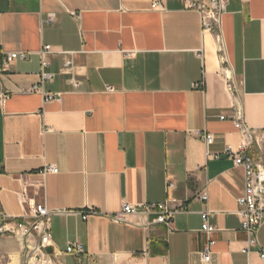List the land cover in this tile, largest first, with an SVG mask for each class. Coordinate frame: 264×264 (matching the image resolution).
I'll use <instances>...</instances> for the list:
<instances>
[{
	"label": "crops",
	"instance_id": "obj_1",
	"mask_svg": "<svg viewBox=\"0 0 264 264\" xmlns=\"http://www.w3.org/2000/svg\"><path fill=\"white\" fill-rule=\"evenodd\" d=\"M226 11L218 42L184 0H0V62L28 56L0 73V226L44 204L53 264H206L208 240L207 264H264V228L250 247L237 214L244 169L225 155L241 149L239 113L264 168V0ZM43 59L54 79L32 92ZM51 165L59 173L43 174ZM163 203L178 210L170 227L110 219ZM35 243L0 237V264H24ZM69 244L85 256H66Z\"/></svg>",
	"mask_w": 264,
	"mask_h": 264
},
{
	"label": "built area",
	"instance_id": "obj_2",
	"mask_svg": "<svg viewBox=\"0 0 264 264\" xmlns=\"http://www.w3.org/2000/svg\"><path fill=\"white\" fill-rule=\"evenodd\" d=\"M188 4L189 9L196 10L201 14V26L203 30L208 33H212L216 36V40L220 42V23L222 17L227 13L226 9L228 6V0H210L209 4L200 2L199 0H184ZM154 8L160 7V3L156 2L153 5ZM54 16H50L49 22H53ZM51 51V47L47 46L45 50L41 53L42 56ZM1 56V52H0ZM28 56L22 53L8 54L0 62V73L9 69L13 63L17 60H27ZM42 63V72L40 73V82L33 86L32 92H40L43 85L52 81L53 75L46 74L45 70L48 68L49 63L44 59ZM230 90L233 87L228 84ZM7 96L1 97L3 101ZM49 99H54V96H49ZM236 120V127L243 133V143L239 151H235L230 147L227 148L225 155H227L233 163L240 168L244 169L245 172V188L243 195L237 199V214L241 219L242 230L245 231L250 237V247L257 245V240L255 236L258 232L264 228V168L257 163L252 157L247 156V151L249 150L254 133L248 129L239 118ZM222 119H225L222 117ZM204 139L208 145L213 143V137L211 135L204 136ZM215 159H219L216 156ZM58 174L59 169L55 166H49L44 169L43 174ZM199 199L205 203L208 200V195L202 194ZM183 208V206H182ZM30 216L35 220L33 222H22L15 228H8V225L0 226V237L7 236H21L22 238H27L29 236L36 237V243L33 248H28L25 254V262L30 264V259L34 258L36 264H53L51 261V254L47 252L51 248L52 235L49 228L50 216L49 211L46 206L41 203L29 204ZM92 214H96L93 209L90 211ZM178 213L177 209H172L168 203H163L159 205H124L121 211L110 219L117 223H125L130 216L133 217H147L150 218L154 216L155 219L151 221V224L165 225L170 227L175 215ZM87 216L84 217L86 219ZM202 231L205 234L212 235L217 232V227L211 225L210 223V213L206 212L202 215ZM209 242L205 246L203 252L201 253L204 262L207 264L212 260V248L215 246V241L208 240ZM243 253L247 254L249 249H243ZM66 256H72L75 258H82L85 256L84 248L79 244H69L65 252ZM261 258L264 260V254H261Z\"/></svg>",
	"mask_w": 264,
	"mask_h": 264
},
{
	"label": "rangeland",
	"instance_id": "obj_3",
	"mask_svg": "<svg viewBox=\"0 0 264 264\" xmlns=\"http://www.w3.org/2000/svg\"><path fill=\"white\" fill-rule=\"evenodd\" d=\"M72 263H74L72 260H71ZM24 264H27L25 261H24ZM98 264H132L131 263H128V262H122V261H115V262H112V263H98Z\"/></svg>",
	"mask_w": 264,
	"mask_h": 264
},
{
	"label": "water",
	"instance_id": "obj_4",
	"mask_svg": "<svg viewBox=\"0 0 264 264\" xmlns=\"http://www.w3.org/2000/svg\"><path fill=\"white\" fill-rule=\"evenodd\" d=\"M47 252H48L49 254H52V253H53V250H52L51 248H49V249L47 250Z\"/></svg>",
	"mask_w": 264,
	"mask_h": 264
},
{
	"label": "bare ground",
	"instance_id": "obj_5",
	"mask_svg": "<svg viewBox=\"0 0 264 264\" xmlns=\"http://www.w3.org/2000/svg\"><path fill=\"white\" fill-rule=\"evenodd\" d=\"M31 260L34 262V258H33V259H30V261H31ZM30 263H31V262H30ZM33 264H36V262H34Z\"/></svg>",
	"mask_w": 264,
	"mask_h": 264
}]
</instances>
